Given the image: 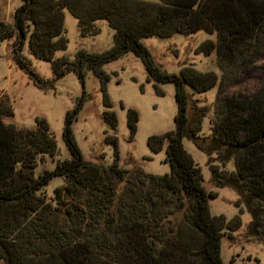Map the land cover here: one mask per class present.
I'll list each match as a JSON object with an SVG mask.
<instances>
[{"label":"trees","instance_id":"16d2710c","mask_svg":"<svg viewBox=\"0 0 264 264\" xmlns=\"http://www.w3.org/2000/svg\"><path fill=\"white\" fill-rule=\"evenodd\" d=\"M13 25L0 21V44L17 43L30 31L29 49L50 62L56 78L74 71L84 82L85 69L100 80L104 121L112 132L111 165L84 159L73 135L82 102L68 111L64 139L72 159L59 161L54 170L38 171L47 157L58 153L53 133L44 119L37 128L6 124L14 116L5 94H0V261L2 264H224L222 240L241 227L236 216H215L209 191L195 159L183 145L185 138L210 159L211 183L234 190L251 215L248 234L264 242V91L241 99H222L216 72H200L194 65L170 74L156 64L144 45L148 37L170 38L200 31L216 34L198 53H216L218 69L257 61L264 39V0H22ZM78 22L81 38L100 33L104 20L114 31L113 46L103 53L80 50L74 61L56 58L68 48L65 11ZM139 57L155 84L173 83L176 89L175 129L149 139L159 152L166 147L171 172L145 173L119 164L117 115L107 93L109 75L103 67L127 53ZM22 68L28 61L14 55ZM41 88L45 83L37 79ZM190 88L193 93H190ZM218 88L216 103L194 99V92ZM211 132L202 133L204 120ZM138 113L129 110L132 138ZM234 162L235 170L227 166ZM55 178L64 181L52 195L46 191ZM232 236V234H229Z\"/></svg>","mask_w":264,"mask_h":264},{"label":"rangeland","instance_id":"374dc122","mask_svg":"<svg viewBox=\"0 0 264 264\" xmlns=\"http://www.w3.org/2000/svg\"><path fill=\"white\" fill-rule=\"evenodd\" d=\"M22 3V0H0V21L13 25L16 11ZM97 27L100 29L97 36L81 38L77 20L66 10L65 29L69 44L66 51L56 53V58L67 57L74 61L80 50L88 53L110 50L113 46L114 31L104 20L98 21ZM30 31L22 41H5L0 44V94L6 95L14 111V116L6 118L5 123L13 124L19 129L33 130L37 128L38 119L47 122L55 137L58 153L54 158L47 157L45 162L40 164L38 171H52L59 161L72 159L64 139L65 120L67 112L73 111L83 101L73 124L74 140L86 161L113 164L114 148L106 142L107 135H112V132L103 117L106 108L100 80L88 69L84 71V82L74 71L56 78L52 64L36 58L31 53ZM206 40L216 41L217 35L200 31L189 36L177 34L166 39L148 37L143 39V43L151 52L156 64L167 73L180 74L185 67L192 64L200 72H216L220 79H223L222 99H243L264 91V39L260 44L261 52L256 62L236 67L224 76L217 67L216 53L211 56L198 53V47ZM14 55H23L28 61L27 67L22 68L14 60ZM103 70L110 77L107 93L112 110L117 115L120 166L128 170L140 168L153 175L169 174L171 168L166 162L168 143H165L161 151L153 152L148 142L151 136L163 135L175 129V85L148 81V73L142 60L132 52L107 63ZM37 79L45 83L46 88L38 86ZM188 90L193 93L190 88ZM217 94L218 88H215L202 94L194 92L193 98L201 100L204 104L214 105ZM129 110L138 113L137 133L134 138L128 125ZM211 119L212 114L204 120V135L211 132ZM183 145L201 170L206 188L218 193V197L211 200L213 215L224 216L228 221L236 216L241 219V227L234 232L227 230L228 235L222 240L224 264H264V242L248 234L251 215L246 206L240 204L234 190L217 189L213 186L209 157L200 152L187 138L183 140ZM227 169L235 170L233 161L228 164ZM63 184L61 178H55L46 191L52 195L54 189Z\"/></svg>","mask_w":264,"mask_h":264}]
</instances>
